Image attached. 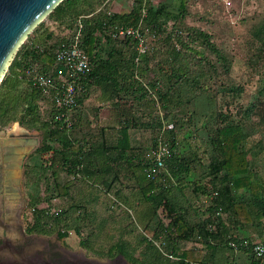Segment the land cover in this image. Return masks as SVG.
<instances>
[{"label":"trees","instance_id":"1","mask_svg":"<svg viewBox=\"0 0 264 264\" xmlns=\"http://www.w3.org/2000/svg\"><path fill=\"white\" fill-rule=\"evenodd\" d=\"M178 1L176 9L182 16L185 0ZM143 9L146 15H143ZM174 12L164 3L154 4L152 0H134L132 9L127 12L111 8V0H63L47 16L50 18L48 24L44 26L43 20L30 33L34 36L29 34L5 74L0 84V124H39L45 135L38 153L50 157L45 167L38 162L32 165V170L40 166L37 172L40 177L46 169L57 174L56 166L61 163V167L71 174L69 181L85 177L100 179L108 194H113L117 200L114 202L118 208L125 207L124 201L133 196L131 191L128 196L123 194L128 184L136 191L140 190L148 208L146 206L145 211V208L137 209L140 205H132L137 218L159 217V222L142 239L151 262H141L129 255L126 242L112 246L109 253L121 252L137 264H222L218 259L224 255L227 264H235L231 259L240 252L246 256L248 264H256L259 259L253 246L264 243V179L252 168L253 158L245 147L247 134L242 125L228 123L216 128L215 135L209 137L212 145L201 148L191 114L184 116L183 109L177 105L181 99L180 91L171 85L166 86L159 76L154 81L145 76L142 63L148 59L147 43L148 49L140 54L139 64L136 62L138 40L133 36L120 38L116 35L118 26L140 25L145 41L146 34L150 35L149 30L163 37L167 24L178 17ZM80 23V45L88 54L92 67L87 76L76 79L83 85L77 104L60 108L34 85L25 70L32 69L57 79L59 70L66 68L56 61L55 51L62 42H71L75 38ZM166 36L170 41L175 38L180 41L177 31L168 32ZM202 36L207 38L205 33ZM117 42L134 47L129 60L114 58L113 53L117 50L112 46ZM107 45L110 56L103 59L100 53ZM180 53L177 44L173 46L171 54L174 58ZM183 79L184 73L178 76V80ZM23 84L26 89L21 88ZM97 85L102 96L94 99L91 93ZM121 92H130L131 104H121ZM93 100L100 109L116 107V104H120L117 109L133 106L130 109L134 111H131L133 115L130 113L131 116H125L122 121L117 143L107 139L106 130L95 117L94 120L82 117V111L88 109ZM62 112H67L68 120L67 115L58 118ZM168 124L174 125L165 130L171 156L166 160L162 174L152 178L148 173L151 166L148 146H133L129 129L162 131ZM93 133L98 138V145ZM186 141L188 154L181 150ZM97 154L100 162L94 157ZM194 162L195 166H198L196 162L207 165L208 176L202 181L191 178L192 172L196 171L191 167ZM38 185L29 194L31 214L39 224L40 232L49 233L56 228L53 221L57 220V213L63 214L66 209L55 203V197L67 195L69 183H57L58 194L50 197L43 196ZM216 191L219 195L214 198ZM204 199L209 202L205 203ZM75 229L80 233L79 227ZM68 233L69 230L63 229L60 235L64 237ZM155 240H161L163 248L173 257L165 255ZM232 242L237 248L231 245ZM81 244L88 247L85 241Z\"/></svg>","mask_w":264,"mask_h":264},{"label":"rangeland","instance_id":"2","mask_svg":"<svg viewBox=\"0 0 264 264\" xmlns=\"http://www.w3.org/2000/svg\"><path fill=\"white\" fill-rule=\"evenodd\" d=\"M133 2L134 0H111V8L119 12H127L132 9ZM152 2L164 3L169 10H174L178 17L167 24L163 37L162 34L156 36L151 30L148 31L150 35L146 34L149 55L145 63H142L145 76L150 81H154V78L159 76L166 86L171 85L180 91L181 99L177 105L183 109L184 116L188 117L191 114L201 148L212 145L209 137L215 135L216 128L228 123L242 125L243 131L247 134L245 147L253 158L252 168L260 178L264 179L263 1L185 0L182 16L180 10L176 9L178 0H152ZM49 20V17L44 19V26ZM39 28H42V25ZM171 31H177L180 41L177 38L172 41L168 39L166 34ZM202 33H205L207 38L202 36ZM31 36L34 34H30ZM176 44L177 49H181L178 58H174L171 54ZM112 47L117 50L115 51L117 53H113L114 58L125 61L129 60L134 48L126 42L113 43ZM109 51L110 47L107 45L102 48L100 56L103 59L109 58ZM182 73L184 79L181 81L178 80V76ZM122 81L125 85V81ZM21 88L27 87L23 84ZM100 91L102 93L98 85L92 90L94 99L102 96ZM121 96L123 97L121 104H131L130 92H121ZM92 103L88 109L82 111V117L91 120L95 117L98 120L100 107L95 100ZM117 105L120 106L116 104V108L119 107ZM132 107L128 105L126 108L130 110ZM38 125L27 126L19 122L0 124V140L9 141L13 137L18 141L17 137L26 132L37 136L36 146L26 148L29 158L26 162L24 183L28 195L39 184L37 188L40 189L41 194L50 197L58 194L57 183H69V193L55 197V203L62 204L63 209L66 208L65 213H57L58 218L53 221L56 229L69 230L67 244L74 248L81 241H85L90 251L103 256L108 254L112 246L126 242L129 255L140 259L141 262H151L142 239L146 233H149L148 230L152 229L157 221L159 222V217L149 216L143 220L137 218L135 210L133 214L128 211V208L133 210L132 205L141 206L137 209L146 206L148 208V203L140 190L136 191L133 185L128 184L123 194L128 196L131 191L133 196H129L126 201L122 200L125 207L118 208L115 206L113 194H108L104 183L96 177L98 173L95 178L99 180L85 177L77 181H69L71 174L66 168L61 167V163H58L57 174L53 173L52 169H46L45 174L40 177V173H37L40 166L32 170V165L38 162L45 167L49 164L50 157L49 154L38 153L45 135ZM160 132L161 129L152 132L153 141L147 147L149 152L154 148V140ZM94 139L97 141L95 144L98 145L99 141L95 134ZM181 150L188 154L187 141L183 143ZM34 157L36 158L33 159ZM94 157L97 158V162L101 161L98 154ZM196 163L198 166H195V162L191 165L196 169L192 172L191 178L193 180L199 178L202 181L208 176L207 165L202 162ZM31 212L29 207L28 215H31ZM75 227L80 228V233L76 232ZM225 256L218 259V263L227 264ZM231 260L235 264H248L246 256L240 252H236Z\"/></svg>","mask_w":264,"mask_h":264},{"label":"flooded vegetation","instance_id":"3","mask_svg":"<svg viewBox=\"0 0 264 264\" xmlns=\"http://www.w3.org/2000/svg\"><path fill=\"white\" fill-rule=\"evenodd\" d=\"M17 138L0 140V264H137L121 252L102 256L81 243L73 248L66 242L69 235H60L63 229L40 232L34 215H28L24 183L26 148H34L38 138L31 133Z\"/></svg>","mask_w":264,"mask_h":264},{"label":"built area","instance_id":"4","mask_svg":"<svg viewBox=\"0 0 264 264\" xmlns=\"http://www.w3.org/2000/svg\"><path fill=\"white\" fill-rule=\"evenodd\" d=\"M108 1L109 0H107V2ZM143 15H146L145 9H143ZM81 28L82 24L80 23L75 38L71 42H62L55 51L56 61L62 63L66 68L64 71L62 69L59 70L57 79L54 76L44 73H36L32 69L25 70L26 75L32 78L34 85L37 86L43 94L49 96L60 108H71L77 104V96L83 91V85L76 79L80 76H87L91 71L92 65L88 54L80 45ZM139 28L140 25L138 27H116V35L118 37L124 38L126 36H133L138 40L137 49L139 51V56L136 57L137 63L140 61V54L145 53L148 49L145 38L140 33ZM62 117H66L67 120L69 119L67 112L58 114L59 119ZM70 123L71 122H69V124ZM173 127V124H168L163 128L155 139L154 148L149 153L151 166L148 169V173L152 178L162 174L165 162L171 156V150L165 137V130ZM218 195L219 193L216 191L213 193L212 197L215 198ZM114 201L117 200L114 198ZM204 202L208 203L209 199H204ZM128 211H130L131 214L134 213V210L128 209ZM154 242L165 255L173 257V255L163 248L164 245L161 240H155ZM231 245L237 248L234 242H232ZM253 251L255 256L259 259L256 264H264V243H256L253 246Z\"/></svg>","mask_w":264,"mask_h":264},{"label":"water","instance_id":"5","mask_svg":"<svg viewBox=\"0 0 264 264\" xmlns=\"http://www.w3.org/2000/svg\"><path fill=\"white\" fill-rule=\"evenodd\" d=\"M62 1L0 0V84L20 46Z\"/></svg>","mask_w":264,"mask_h":264},{"label":"crops","instance_id":"6","mask_svg":"<svg viewBox=\"0 0 264 264\" xmlns=\"http://www.w3.org/2000/svg\"><path fill=\"white\" fill-rule=\"evenodd\" d=\"M126 107H120V110H118L116 107L105 106L100 109L98 123L106 130L107 139L112 141L113 144L117 143L125 116H131L134 113V111ZM129 134L133 146L146 145L149 147L153 141L151 131H140L136 128H130Z\"/></svg>","mask_w":264,"mask_h":264}]
</instances>
